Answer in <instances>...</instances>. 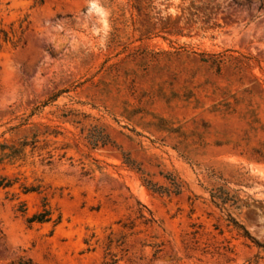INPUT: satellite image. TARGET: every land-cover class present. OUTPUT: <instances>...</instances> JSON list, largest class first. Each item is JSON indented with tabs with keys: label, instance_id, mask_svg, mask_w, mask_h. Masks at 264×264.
I'll return each instance as SVG.
<instances>
[{
	"label": "rangeland",
	"instance_id": "1",
	"mask_svg": "<svg viewBox=\"0 0 264 264\" xmlns=\"http://www.w3.org/2000/svg\"><path fill=\"white\" fill-rule=\"evenodd\" d=\"M2 178L0 264H264V0H0Z\"/></svg>",
	"mask_w": 264,
	"mask_h": 264
},
{
	"label": "trees",
	"instance_id": "2",
	"mask_svg": "<svg viewBox=\"0 0 264 264\" xmlns=\"http://www.w3.org/2000/svg\"><path fill=\"white\" fill-rule=\"evenodd\" d=\"M7 38L6 34H4L3 40H5ZM58 96L57 94L52 95V97L50 98L51 100L55 99ZM33 114V113H32ZM94 142H97L100 139H93ZM35 140L27 142L26 140H23L19 143V146L17 147H9L7 148L8 151H4L5 149H1V153L3 156L5 157H10V158H14L16 156H18L19 153H21L24 148L27 145L31 146V149L35 148ZM123 164L128 167L129 169H134V167H132L130 161H128L127 159L123 160ZM136 171H139V169H136ZM145 182V183H144ZM143 183L145 184L146 187H148L149 189H151L152 191H155V189L152 187V185L149 184V182L147 181H143ZM12 185V183L8 180H6L5 178L0 179V188H7L10 187ZM171 186L173 187V191L175 193H177V186L171 182ZM36 191L35 188H29V189H24V193L26 192H33ZM211 199L213 200L215 198V200H217L218 203L224 204L226 202V200H228V198L226 196H221L218 194H210ZM217 202L215 201V203L217 204ZM25 209H22L21 211L23 212ZM51 212L48 209L43 208L41 211L33 214L30 217L26 218V222L27 223H32V222H36V223H45V222H49V221H53L54 225L57 224L59 222V216H57L55 219H51ZM235 227L242 229V236L246 237L248 239H250L251 241H253L252 237H250V235L247 233V231L245 229H243V227H241V225H237L235 222L233 223ZM22 264H26V263H22Z\"/></svg>",
	"mask_w": 264,
	"mask_h": 264
}]
</instances>
